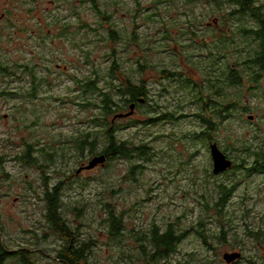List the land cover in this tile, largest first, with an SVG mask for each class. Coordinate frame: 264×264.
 Returning <instances> with one entry per match:
<instances>
[{
    "label": "rangeland",
    "instance_id": "1",
    "mask_svg": "<svg viewBox=\"0 0 264 264\" xmlns=\"http://www.w3.org/2000/svg\"><path fill=\"white\" fill-rule=\"evenodd\" d=\"M233 8L231 0H0V235L5 245L28 249L34 264H60L63 242L48 227L44 201L46 191L58 185L65 223L79 242L92 241L91 264H146L139 244L153 224L161 230L172 225L184 234L167 258L170 263L228 264L223 254L235 251L241 257L230 264H264V170L247 171L254 155L243 154L236 142L260 148L264 159V71L246 64L253 47L238 27L248 18H229L233 45L229 53L220 43L212 45L215 56L200 42L209 36L198 27ZM39 20L53 31L54 43L39 40ZM65 29L67 36H59ZM189 29L198 31L196 39ZM32 63L41 64L40 84L32 88L37 100L28 98L31 82L21 69ZM172 69L181 75L156 81V71ZM224 69L235 70L240 80L220 90ZM121 75L160 91V112L173 116L148 121L149 106L141 105L134 121L112 123L111 115L96 121L105 93L119 99ZM93 79L98 88L88 90ZM104 126L130 149L146 145L147 155L116 156L77 174L105 150L107 139L101 135L92 153L79 152L76 142ZM212 142L232 159L233 168L213 173ZM221 183L235 185V191L219 214L211 204ZM109 206L126 227L116 240L108 234Z\"/></svg>",
    "mask_w": 264,
    "mask_h": 264
},
{
    "label": "trees",
    "instance_id": "2",
    "mask_svg": "<svg viewBox=\"0 0 264 264\" xmlns=\"http://www.w3.org/2000/svg\"><path fill=\"white\" fill-rule=\"evenodd\" d=\"M231 4L234 8L230 11L229 16L246 17L248 22L240 24L238 30L239 34L245 39V42L251 44L253 52L247 59V64L251 63L259 70L264 71V0H231ZM99 13V11H98ZM237 25V24H236ZM187 34L189 30L186 31ZM117 33V32H116ZM190 36V35H189ZM116 38L117 35H112ZM191 37V36H190ZM222 44V41L220 42ZM3 70V69H2ZM6 71V70H5ZM176 75L178 72L173 71ZM225 82L222 84V88H226L229 84H238L240 76L233 69H224ZM95 75V73H94ZM88 90L98 88L96 79L89 80L86 86ZM196 88V87H195ZM129 92L135 96L145 97V88L143 86H135L129 89ZM105 97L102 101V110L105 115H109L113 112V100L108 97V94H104ZM217 104L216 102H214ZM206 105V104H205ZM229 103L227 104V106ZM141 106V105H140ZM139 106V107H140ZM226 106V107H227ZM225 107V108H226ZM227 109V108H226ZM219 114V113H217ZM106 118H104L105 120ZM209 125L212 126L214 121L207 120ZM211 121V122H210ZM213 129V128H212ZM112 129L109 126H104L103 130L99 132L89 131L84 133L76 142L77 149L79 152H93L96 148L98 138L103 135L107 139L105 150L101 153L105 154L107 161L112 160L116 156H122L125 158H131L136 155L138 158H144L147 155L148 149L146 145H141L130 149L127 141H118L115 139L112 133ZM209 137V134L206 135ZM239 145L238 149H241L243 154L251 153L254 155V165L252 167H245L247 171H263L264 163L262 162L263 155L260 148L250 150L251 146L246 141L236 140ZM236 150V149H235ZM26 158H29L27 153ZM245 162V159H242ZM240 163H236V167H240ZM233 168V167H232ZM218 194L215 198V202L211 206L221 214L225 205L231 200L235 191V185L221 183L217 186ZM44 201L46 203V219L49 229L60 236L63 242V246L58 254V260L60 264H91L89 262V255H91L92 241L79 242L75 231L70 229L65 223L60 209H61V196L59 186L56 185L53 189H48L45 193ZM206 208L210 207L209 201L206 200ZM211 207V208H212ZM106 221L108 223V234L111 240H116L125 233L126 227L123 220V216L118 214L112 207L106 209ZM202 224V221L200 222ZM198 224V225H200ZM224 226H221V230L224 233ZM136 233L144 234V232L137 230ZM147 234H144L141 238V244H139V251L146 264H174L170 263L167 258L176 251L178 244L184 238V234L178 233L177 230L169 225L164 230H161L160 226L152 225ZM197 234L203 239L204 244L207 245L206 237L201 231H197ZM249 234L257 235V232H250ZM132 237L135 238L136 234L131 233ZM138 235V236H139ZM146 242L149 246H146ZM151 247V248H150ZM124 253V251H123ZM127 254V252H126ZM28 249L12 250L9 246L5 245L0 235V264H13L15 261L19 264H34L28 258ZM128 257V256H127Z\"/></svg>",
    "mask_w": 264,
    "mask_h": 264
},
{
    "label": "flooded vegetation",
    "instance_id": "3",
    "mask_svg": "<svg viewBox=\"0 0 264 264\" xmlns=\"http://www.w3.org/2000/svg\"><path fill=\"white\" fill-rule=\"evenodd\" d=\"M229 18H230L229 15H225L222 18H217V19L213 18L212 21H208V22L204 23L203 26L198 25L199 28L200 27L203 28L199 32L207 34L209 36V37L204 38L203 40L200 41L202 43V45H204V46L210 45L212 48V45H214V47H216V45L222 41V44H224L223 50H225L226 52L228 51V53H229V49L233 45V43H232L233 36L231 35V28L228 24ZM47 24H51V23H47ZM36 29H37V34L39 36V40H41L43 42H46V41L48 42V40H50L48 44L54 43V40L52 39V37H54L53 31L50 28H48V26L44 25L40 20L36 23ZM194 30L195 29H189L188 34L192 38L196 39V37L199 34H198V31H194ZM66 34L67 33H66V29H65L64 31H60L59 36H65L66 37L67 36ZM242 39H244V38L242 37ZM175 50L178 51V48H176ZM212 50H213V48H212ZM214 52H215L214 50L210 51V54L215 56ZM222 54H224V53H222ZM250 64L251 63H248L247 65L249 66ZM251 65H253V64H251ZM148 67L151 69L152 65H149ZM40 68H41L40 63L21 65V69H22L23 73L27 75L28 81L31 82V86H30V88H28L29 93H30V96H28V98L31 100H37L38 99L37 95H35L32 88L37 87L40 84V81H41V79H40ZM173 71H175V70L172 69L169 71H167V70L156 71V73H155L156 74V81L160 82V80H163L164 78H174L176 76L181 75L180 73H179V75H176L175 73H173ZM150 72L153 73V69H151ZM20 78L22 79V77H20ZM117 78H118L117 80L120 83L116 87V90L119 93V99L116 101H113V107H112L113 112L109 115H105L104 111L101 109L102 113L100 116L96 117V119H95L96 121H104V118H107L110 115H111L110 117H112L111 121H113V122L114 121H134L140 105H148L149 106V110H148L149 115L147 114L148 121H161L163 119H170L173 116L170 113H168V111L162 112V113L160 112V108L158 107V105L156 103V100L159 98L160 91L153 92V89L146 85L144 87L145 88V97L135 96L129 92V89L131 87H135L137 85L133 81H131L129 78L125 77L124 75L123 76L121 75ZM153 78H154V76H153V74H151L148 81H152ZM30 89H31V91H30ZM192 89L194 90L195 88H192ZM18 93H19V91H18ZM22 96H23V93H22ZM203 100L206 101L207 98H205ZM229 105L231 106V103H229ZM131 106H133L132 109H131ZM154 112L157 113L155 116H153ZM115 116H117V117L114 118ZM106 162H107V160H106ZM260 172H262V171H260Z\"/></svg>",
    "mask_w": 264,
    "mask_h": 264
},
{
    "label": "water",
    "instance_id": "4",
    "mask_svg": "<svg viewBox=\"0 0 264 264\" xmlns=\"http://www.w3.org/2000/svg\"><path fill=\"white\" fill-rule=\"evenodd\" d=\"M133 108V106H131V109ZM117 116H115L114 118H116ZM249 120H253L254 116L253 115H249L248 116ZM113 122V121H112ZM210 150H211V155H212V160H213V173L214 174H218L221 172H224L230 168H232L233 166V161L231 158H229L227 156V154L225 152H223L219 145L216 142H212L210 145ZM106 156L105 154H98L95 155L87 165H83L81 166L76 173L79 174L81 171L83 170H90L93 169L97 166H103L106 163ZM241 257V253L240 252H226L223 254V260L230 264L234 261H236L237 259H239Z\"/></svg>",
    "mask_w": 264,
    "mask_h": 264
}]
</instances>
